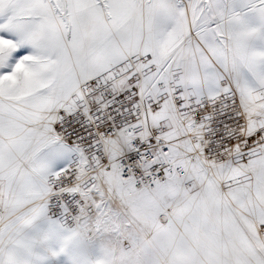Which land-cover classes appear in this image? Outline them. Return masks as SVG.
Masks as SVG:
<instances>
[{
    "label": "snow or ice",
    "instance_id": "1",
    "mask_svg": "<svg viewBox=\"0 0 264 264\" xmlns=\"http://www.w3.org/2000/svg\"><path fill=\"white\" fill-rule=\"evenodd\" d=\"M0 264H264V0H0Z\"/></svg>",
    "mask_w": 264,
    "mask_h": 264
}]
</instances>
